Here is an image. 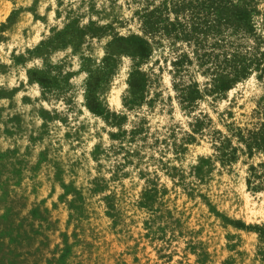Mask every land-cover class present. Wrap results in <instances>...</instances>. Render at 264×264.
I'll return each mask as SVG.
<instances>
[{
  "label": "rangeland",
  "instance_id": "1",
  "mask_svg": "<svg viewBox=\"0 0 264 264\" xmlns=\"http://www.w3.org/2000/svg\"><path fill=\"white\" fill-rule=\"evenodd\" d=\"M0 264H264V0H0Z\"/></svg>",
  "mask_w": 264,
  "mask_h": 264
},
{
  "label": "trees",
  "instance_id": "2",
  "mask_svg": "<svg viewBox=\"0 0 264 264\" xmlns=\"http://www.w3.org/2000/svg\"><path fill=\"white\" fill-rule=\"evenodd\" d=\"M92 109H95V108H92ZM96 110V109H95Z\"/></svg>",
  "mask_w": 264,
  "mask_h": 264
}]
</instances>
